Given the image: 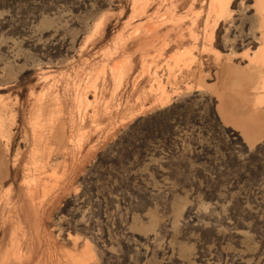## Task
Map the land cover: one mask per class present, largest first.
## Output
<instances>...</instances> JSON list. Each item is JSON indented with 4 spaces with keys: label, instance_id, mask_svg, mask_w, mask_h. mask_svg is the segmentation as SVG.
I'll use <instances>...</instances> for the list:
<instances>
[{
    "label": "rangeland",
    "instance_id": "1",
    "mask_svg": "<svg viewBox=\"0 0 264 264\" xmlns=\"http://www.w3.org/2000/svg\"><path fill=\"white\" fill-rule=\"evenodd\" d=\"M211 2L0 0V264H264V0Z\"/></svg>",
    "mask_w": 264,
    "mask_h": 264
},
{
    "label": "bare ground",
    "instance_id": "2",
    "mask_svg": "<svg viewBox=\"0 0 264 264\" xmlns=\"http://www.w3.org/2000/svg\"><path fill=\"white\" fill-rule=\"evenodd\" d=\"M233 3V0H212L211 2V11L216 15V17L218 18V20H223L226 15L229 14V12L231 11V4ZM264 63V62H263ZM161 91V95H160V101L161 103H168L169 102V96L165 91V87L162 84H159L158 87ZM244 121L245 123L249 124L251 122L257 121L260 124L263 122L264 124V117L262 116H257L256 118L249 116L248 118H243L240 121Z\"/></svg>",
    "mask_w": 264,
    "mask_h": 264
}]
</instances>
